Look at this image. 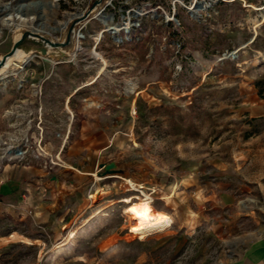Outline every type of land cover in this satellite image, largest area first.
<instances>
[{
    "label": "rangeland",
    "instance_id": "1",
    "mask_svg": "<svg viewBox=\"0 0 264 264\" xmlns=\"http://www.w3.org/2000/svg\"><path fill=\"white\" fill-rule=\"evenodd\" d=\"M18 1L0 0V59L31 28L64 43L89 17L79 46L26 36L14 54L31 59L0 74V184L51 168L67 201L0 200V264H225L263 231L264 0H196L198 17L191 0H27L33 17L6 21ZM107 17L130 28L96 42ZM125 180L169 228L130 233L145 197Z\"/></svg>",
    "mask_w": 264,
    "mask_h": 264
},
{
    "label": "crops",
    "instance_id": "2",
    "mask_svg": "<svg viewBox=\"0 0 264 264\" xmlns=\"http://www.w3.org/2000/svg\"><path fill=\"white\" fill-rule=\"evenodd\" d=\"M103 25L104 27L106 26L104 23ZM35 30L41 33L44 32L39 29ZM44 34L46 35L45 37H48L54 41L56 40L53 35L47 36L49 35L47 32H44ZM100 37L101 34L98 33L96 42ZM92 52L97 58L100 56L96 51ZM100 59H102V57ZM26 62L27 61H25V63ZM102 63L103 65L106 64L105 61H102ZM94 79L95 78L92 80ZM76 148H78L79 151L82 150V148ZM77 155H80L78 151ZM81 165L82 164L80 162L75 164L77 172H79V169L82 167ZM54 169L55 168L53 167V170ZM48 170H51V168L46 169L45 167L41 166L17 167L13 171V174H15L14 178L7 179L4 183L0 184V200L7 206L16 207L18 209L20 207L23 208V205L31 204L32 202L36 204L35 208H41V206H38L37 203L40 200V197L46 193L52 197V200L48 202L46 208H49L52 213H55L57 209H61L64 205H66L67 202L66 197L63 199V201L53 200L54 196H56L57 192L59 191L57 190V185L61 186V184L66 183L62 182L61 173H58L56 178H47L46 176L50 174ZM225 264H264V229L258 236L247 240L240 249H237V251L232 254Z\"/></svg>",
    "mask_w": 264,
    "mask_h": 264
},
{
    "label": "bare ground",
    "instance_id": "3",
    "mask_svg": "<svg viewBox=\"0 0 264 264\" xmlns=\"http://www.w3.org/2000/svg\"><path fill=\"white\" fill-rule=\"evenodd\" d=\"M191 1H192L191 6L188 7L187 10L191 11V13L194 14L193 17L196 15L198 17L199 16L198 11L203 10V8L201 5H199L200 3L198 4L196 2V0H191ZM23 5L25 6L24 8L26 10H28V8L34 7L35 3H31V2L29 3L28 2V3H24ZM3 10H6V13H5V16H7L5 19L6 21H10L9 19H11L12 17H15V19L20 20V21H24V19L31 18V17H28V18L23 17L19 13L13 14L12 8L5 7ZM145 13L146 12H144V11H134L133 16L134 17H142ZM263 21H264V18H263ZM112 22H113L112 17H107L103 20V23L106 25L105 26L106 28L104 27V29L101 30V32H100L101 36H102L103 32L118 33L119 31L125 30L129 27L128 24L126 26L121 27L119 25H114ZM65 28H66V24H63L62 27L59 28V30L65 31ZM37 29H39V28H37ZM34 31H36V30H34ZM46 38H48V37H46ZM48 39H50V38H48ZM72 40H73V36L71 34L69 45L58 46L56 48H48V49L53 50V51H54V49L58 50V51H63L66 48L68 49L69 46L72 47L71 46ZM50 41L55 42L54 40H51V39H50ZM75 43L79 44V42H75ZM77 46H79V45H77ZM30 55H31L30 53L27 54L24 51L19 49L18 51H16L15 54L13 53L10 57H8L5 60L4 65L0 68V74H2V75L6 74V70L11 65H14L19 69L21 66H23L25 64V61H27L28 59H31L32 56H30ZM18 156H22V155L18 154ZM125 181L128 183V185L131 187L132 190L140 193L142 196L145 197V199L143 200V203L141 204L140 207H136L134 205V206L128 208L126 211V213L128 215H130V219L133 221V224L130 226V233L136 234L140 238H144L145 236L151 235L153 233L161 232V231H164L167 228H169L172 224L171 218L167 214L156 213V212H153L151 210V208L149 206L150 198L147 195H145L142 190H140L142 187L139 186L137 188L131 182H129L127 180H125ZM122 202L130 204L131 200L124 199V200H122Z\"/></svg>",
    "mask_w": 264,
    "mask_h": 264
},
{
    "label": "water",
    "instance_id": "4",
    "mask_svg": "<svg viewBox=\"0 0 264 264\" xmlns=\"http://www.w3.org/2000/svg\"><path fill=\"white\" fill-rule=\"evenodd\" d=\"M23 1H27V0L18 1L17 4L12 7V13L13 14L19 13L20 15H22L23 17H26V18L33 17L34 12L31 11V8H28V10H26L24 8L25 6L23 5L24 4ZM26 36L42 41L43 44L45 46H47V48H56L58 46L69 45V42H70L69 38L64 43L51 42V41L39 36L37 33L34 32L33 28H31L29 32H25V34L21 35L20 38H18V40L14 42V45H13L11 51L0 59V68L4 65L5 60L8 57H10L15 52V50H17L18 47L23 43ZM39 51H42V53H44V54L46 53L45 51H43L41 49H39Z\"/></svg>",
    "mask_w": 264,
    "mask_h": 264
},
{
    "label": "built area",
    "instance_id": "5",
    "mask_svg": "<svg viewBox=\"0 0 264 264\" xmlns=\"http://www.w3.org/2000/svg\"><path fill=\"white\" fill-rule=\"evenodd\" d=\"M88 17H89V14H86L85 16L83 15L82 17H80L79 21L77 23H75L74 28H73V31H72V36H73V40L74 41L72 40V43L71 44L78 45L75 42H79L80 43L82 40L85 39V36L82 33V31H83V28L85 26V19H87ZM127 20H130V19L127 18ZM175 22H177V21L175 20ZM129 28H130V26L127 29H129ZM127 29H125V30H127ZM16 152L17 153H20L18 151H15L14 156L16 158H22L23 157V155L20 156V157L17 156V153Z\"/></svg>",
    "mask_w": 264,
    "mask_h": 264
}]
</instances>
